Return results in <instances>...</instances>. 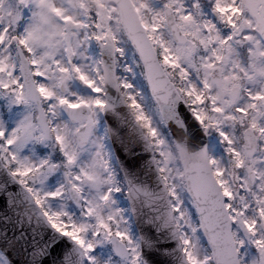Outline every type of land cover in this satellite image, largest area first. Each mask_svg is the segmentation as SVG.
I'll return each instance as SVG.
<instances>
[{
  "label": "snow or ice",
  "instance_id": "snow-or-ice-1",
  "mask_svg": "<svg viewBox=\"0 0 264 264\" xmlns=\"http://www.w3.org/2000/svg\"><path fill=\"white\" fill-rule=\"evenodd\" d=\"M0 264H264V0H0Z\"/></svg>",
  "mask_w": 264,
  "mask_h": 264
}]
</instances>
